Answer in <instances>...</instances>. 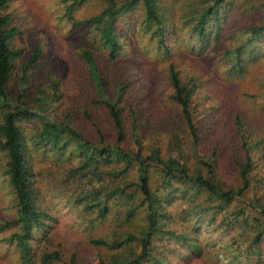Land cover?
Returning <instances> with one entry per match:
<instances>
[{
  "label": "rangeland",
  "instance_id": "1",
  "mask_svg": "<svg viewBox=\"0 0 264 264\" xmlns=\"http://www.w3.org/2000/svg\"><path fill=\"white\" fill-rule=\"evenodd\" d=\"M72 1L12 0L4 11L18 30L12 42L14 49L23 51L18 64L27 60L35 47L42 50L32 73V98L51 78L60 82V98L53 104L55 117L69 121L87 141L98 142L100 134L106 141L114 140L108 110L98 102L95 81L81 56L82 49L90 47L96 50L101 75L109 80L110 91L120 81L127 85L128 94L122 103L137 109L138 121L150 139L147 142L155 139L166 144L180 137L182 152L191 164L196 162L194 142L206 157L216 158V179L233 189L243 185L240 169L245 163L237 116L241 117L249 146H255L252 154L258 164L251 186L224 209L217 208L219 202L209 199L205 191L197 198L200 192L190 189L192 200L184 196L181 185L161 191L166 199V216L160 219L152 256L145 264H264V150L256 147L264 132V34L252 43L246 42L252 27L263 22L264 0H227L217 17L209 20L210 30L203 38L193 30V20L168 21L170 8L184 14L186 5L200 3L202 7L203 0H159L160 11L167 19L165 46H159L157 27L148 28L143 23L146 14L140 2L118 16L116 29L123 50L115 61L100 46V34L93 26L75 24L99 13L105 3L82 0L69 10ZM238 48L244 67L232 69L235 59L228 53ZM171 63H175L182 79L195 87L192 112L197 141L185 131L180 108L172 99L168 77ZM25 127L29 162L39 188L37 203L52 217L33 230L30 244L36 264L42 263L46 253L54 252L59 258L51 264H100L112 255L133 249L139 252L137 241L112 254L110 249L92 243L113 234L98 208L85 207V201L95 198L94 188L111 186L112 168L103 167L102 171H107L99 176H81V170L72 172L84 161L76 148L53 150L38 145L35 132L41 124L29 121ZM6 162V154L0 150V264H24L17 235L21 229L15 224L5 226L15 221L18 213ZM128 176L133 179L135 174L129 171ZM111 201V216L128 207ZM143 208L135 223H127L128 231L135 235H140L137 231L145 224Z\"/></svg>",
  "mask_w": 264,
  "mask_h": 264
},
{
  "label": "trees",
  "instance_id": "2",
  "mask_svg": "<svg viewBox=\"0 0 264 264\" xmlns=\"http://www.w3.org/2000/svg\"><path fill=\"white\" fill-rule=\"evenodd\" d=\"M11 1L0 0V150L7 156L5 171L16 192L18 204L17 218L5 226L15 224L21 229V233L17 235L24 264H36L30 244L34 238L33 230L52 218L46 211L40 209L37 203L39 188L36 186L34 172L29 162L30 149L25 127V123L29 121L41 124L35 132L39 138L38 145L43 144L53 150H66L73 146L84 157L83 164L78 165L72 172L81 170V176L88 174L99 176L107 171H102L103 167L112 168L111 186L108 188L102 185L94 188L95 198L85 201V207L98 208L100 218L105 220L104 224H110L109 228L113 234L110 238L93 239L92 243L110 249L112 254L114 250L126 249L130 243L137 241L140 251L133 249L130 253L112 255L103 259L100 264H145L146 259L152 256L153 239L160 231V219L166 216L164 213L167 209L166 199L161 196L162 190L169 192L177 185L184 186L182 193L190 200L193 199L190 189L200 192L197 198L205 195L203 193L205 191L209 199L219 202L215 206L220 209L226 208L237 196H243L244 191L251 186L253 171L258 162L252 154L255 146H249L246 140L240 116L236 117V124L242 139V149L245 151V163L240 169L243 185L233 189L224 187V184L216 179L213 172L216 168V158L206 157L196 148L194 142H192L196 159L194 164H191L189 157L183 154L180 137L166 144L155 139L151 140V143L147 142L150 139L146 138L145 130L138 121L137 109L133 105L126 106L122 103L128 94L127 85L120 81L113 85L114 91H110L109 80L101 75L96 50L90 47L82 49L81 56L95 81L97 100L108 110L115 137L113 141H106L103 134H100L98 142L87 141L69 121L59 120L54 116L53 104L60 98L58 80L51 78L49 84L46 87H39L36 97L32 98V73L42 50L38 46L35 47L30 57L18 64L23 51L12 47L18 30L11 25V16L4 13ZM81 1L73 0L69 10ZM101 1L105 6L99 13L78 20L75 24L78 27L93 26L100 34V46L111 60H117L123 50L116 29L118 16L134 9L140 2H143L145 7L143 23L148 28L157 27L155 35L158 36L159 46H165L164 27L167 19L163 18L160 11L159 0ZM226 2L227 0H203L202 7L198 6L200 3L186 5L184 14L170 8L168 21L174 24L175 18L193 20V30L203 38L210 30V26L207 27L209 20L217 17L221 5ZM216 25H219V21ZM263 34L264 19L260 26L252 27L251 35L246 42L252 43L256 37ZM228 54L234 55L235 65H232V69L244 67V57L239 48L229 50ZM17 68L19 71L16 74ZM168 77L172 99L180 108L185 131L197 141L199 140L197 125L192 112L195 87L192 82L182 79L175 63L169 65ZM260 135L263 137L257 140L256 147L262 146L264 150V132ZM129 171L134 172L133 179H129ZM109 201L120 207L127 205L128 207L117 211L115 215L118 216H111ZM142 208L146 211L145 224L137 231L140 235H135L133 234L135 232L128 231L127 223H135ZM122 212L126 214L122 216ZM58 258V252L46 253L41 264H51Z\"/></svg>",
  "mask_w": 264,
  "mask_h": 264
}]
</instances>
